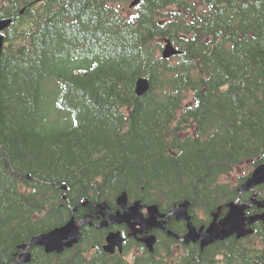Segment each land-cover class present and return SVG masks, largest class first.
<instances>
[{
	"label": "trees",
	"instance_id": "1",
	"mask_svg": "<svg viewBox=\"0 0 264 264\" xmlns=\"http://www.w3.org/2000/svg\"><path fill=\"white\" fill-rule=\"evenodd\" d=\"M132 1L0 0L14 20L0 58V264L71 218L119 211L124 195L165 214L189 201L207 227L264 166V0ZM168 41L179 52L164 58ZM166 227L187 231L174 215ZM251 227L206 247L155 229L152 246L131 236L109 254L86 223L71 247L33 245L19 264H264V222Z\"/></svg>",
	"mask_w": 264,
	"mask_h": 264
},
{
	"label": "water",
	"instance_id": "2",
	"mask_svg": "<svg viewBox=\"0 0 264 264\" xmlns=\"http://www.w3.org/2000/svg\"><path fill=\"white\" fill-rule=\"evenodd\" d=\"M140 4V0H134L130 3V7H135ZM24 11H22L23 13ZM12 18L0 20V58L2 55L3 45L5 37L3 31L12 25ZM178 49L172 42L168 41L163 49V57L170 58L178 54ZM149 90V83L147 80H141L136 85V91L138 94H143ZM264 184V166L257 167L252 174L240 185V196L236 201L231 202L229 205V212L225 217L218 220L217 216L209 224L208 227H202L198 229L192 221V215L190 213V202L184 201L180 205L176 206L174 210L169 213H161L156 205L149 207V210L153 213L149 216H145L142 209H145L138 202L134 205H127L126 195L121 198L120 204L123 205V210H119L116 213L112 212L106 219L100 222L98 228H108L109 225L115 224H127L135 234H144L145 232L162 229L168 233V235L175 238L180 236L171 230H168L166 224L169 219L174 215L178 220L186 221L187 232L183 236L182 241L185 244L190 242L200 241L203 247L209 246L215 242L223 241L230 238L233 235H237L238 238L246 237L253 233V229L250 227L256 221L264 220V212L256 213L254 215H247V210L251 206H257L259 209H264V200L257 198L258 193L256 188ZM64 189H68L67 185H63ZM256 190V191H255ZM253 191V196L249 202L243 201V195L245 192ZM125 197V198H124ZM64 198L66 196L64 195ZM89 199L86 198L82 201V205H87ZM100 209H106V207L99 206ZM74 210H77L75 208ZM144 211V210H143ZM146 211V210H145ZM217 215V214H215ZM92 215H89L86 220L93 225ZM84 219V222H86ZM80 239V220L72 218L66 224L58 226L50 231L39 233L34 236L30 243L22 246L25 252L17 262H28L31 258L30 247L33 245L44 246L47 252H62L65 248L71 247L74 243ZM125 238L121 230H112L107 235V244L104 249L107 253L114 254L117 250L123 252ZM155 236L152 235L148 238L147 242L150 246L153 245Z\"/></svg>",
	"mask_w": 264,
	"mask_h": 264
},
{
	"label": "flooded vegetation",
	"instance_id": "3",
	"mask_svg": "<svg viewBox=\"0 0 264 264\" xmlns=\"http://www.w3.org/2000/svg\"><path fill=\"white\" fill-rule=\"evenodd\" d=\"M87 205H85V206H87ZM119 210H121V211L123 210V206L122 205L120 206ZM262 210L264 211V209H262ZM111 211L112 210H110V211L105 210L104 211V208H103L101 210H97V212L94 213V214L93 213H85V215L83 217H81V219H79L80 220V228H81V226L83 224H86V223H88L91 227L96 228L97 225L100 222H102L104 219L107 218V216H109L112 213ZM113 212H116V211L114 210ZM144 213H145V215H150L151 214V212H149V211H145ZM89 215H92V216L95 217V218L92 219L93 220V225H91L89 223V221L86 220ZM84 219L86 220V222H84ZM111 227H115V230H121V232H122V234H123V236L125 238V243L128 240V238H130L131 236H136V235L133 234L134 231L131 228H129V226L127 224H125V223H123V224L109 225L108 228H99V229H102L105 232V238H104L105 239V244L107 242V235L109 234L110 231L114 230ZM146 234L147 233H145L143 235L142 234H139L136 237H137V239H144ZM151 234H154V233H151ZM103 249H104V246H103ZM117 252L118 251H116L114 254H116Z\"/></svg>",
	"mask_w": 264,
	"mask_h": 264
},
{
	"label": "rangeland",
	"instance_id": "4",
	"mask_svg": "<svg viewBox=\"0 0 264 264\" xmlns=\"http://www.w3.org/2000/svg\"><path fill=\"white\" fill-rule=\"evenodd\" d=\"M237 169H239V167L237 168ZM236 169V170H237ZM234 171L231 175H229V176H224L223 178H222V182H226V181H235V179L237 178V176H239V175H243L244 173H246V172H249L248 170H249V167H248V165H246V166H242L241 167V169H239V170H237V171ZM252 173V172H251ZM83 206H85V205H83ZM78 209V208H77ZM77 210H74V212H76ZM72 219V218H71ZM70 219V220H71ZM76 219V218H75ZM76 220H79V219H76ZM260 221H263L264 222V220H260ZM202 228V227H201ZM198 229H200V228H198ZM187 232V231H186ZM185 235V233L183 234V235H180V236H184ZM144 242H145V239H144ZM146 244V243H145ZM138 249L136 248L134 251L133 250H130L129 251V259H131L133 256H134V253L137 251Z\"/></svg>",
	"mask_w": 264,
	"mask_h": 264
}]
</instances>
